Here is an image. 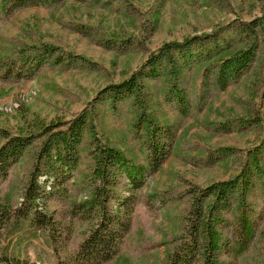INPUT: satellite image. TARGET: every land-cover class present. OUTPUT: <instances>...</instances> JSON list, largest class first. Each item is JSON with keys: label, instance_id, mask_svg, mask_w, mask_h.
Segmentation results:
<instances>
[{"label": "rangeland", "instance_id": "obj_1", "mask_svg": "<svg viewBox=\"0 0 264 264\" xmlns=\"http://www.w3.org/2000/svg\"><path fill=\"white\" fill-rule=\"evenodd\" d=\"M1 1L0 148L15 136L31 142L0 180V201L26 207L24 189L35 176L38 207L64 226L58 251H72L97 224L73 207L101 183L94 170L98 143L105 142L134 170H146L138 187L120 167L110 172L109 206L130 228L106 264H166L190 223L192 189L235 178L248 150L260 149L263 177H253L244 195L254 233L243 254H233L241 211L231 198L218 225L219 259L264 264V0H52L8 8ZM255 19L261 21L251 24ZM185 40L190 47L173 65L178 77L165 60L150 73L152 52ZM245 51L252 57L247 69L225 86L217 83L220 63ZM134 72L142 94H114L109 86ZM82 112L74 166L51 169L39 157L44 141ZM147 119L156 123L153 138ZM213 201L214 195L204 199ZM27 253L36 264H55L44 239Z\"/></svg>", "mask_w": 264, "mask_h": 264}, {"label": "trees", "instance_id": "obj_2", "mask_svg": "<svg viewBox=\"0 0 264 264\" xmlns=\"http://www.w3.org/2000/svg\"><path fill=\"white\" fill-rule=\"evenodd\" d=\"M32 1L46 3L52 0H2L1 2H3V7L8 8L14 4L25 5L29 2L34 4ZM260 21L261 19H255L251 24L256 25ZM248 26L251 29L252 26L250 24ZM189 47L190 43L187 40L178 43L169 42L152 52L146 63L151 66L150 73L155 74L156 65L158 63L161 65L165 60L169 63L167 70L171 72L170 75L178 77L177 69L174 67L178 62L176 55ZM47 50L48 48L44 49L43 57L50 51ZM23 55L29 58L27 54L23 53ZM251 58L249 51H245L240 55L225 59L219 65L217 83L225 86L231 79L239 77L247 69ZM41 59L42 55L37 60ZM18 62L21 65L25 63L21 59H18ZM138 79L137 72H134L129 79L109 87L116 95L125 93L131 95L134 91L142 94V87ZM175 94V99L180 101V94ZM141 108L140 116L145 114L146 107L142 106ZM86 118V114L82 112L70 119L71 124L67 129L55 131L44 141L39 157L46 158V162L51 163V169L56 170L65 164L72 169L74 166L72 161L76 160L74 153L77 150L78 140ZM146 123L147 130L151 134L150 137L153 138L156 123L148 119ZM30 142L28 135L15 136L0 148V180L7 176L9 168L18 162ZM259 147L257 148L259 149ZM157 148L158 146L152 144L149 150L155 153ZM248 151H250V156L245 169L235 178L214 182L213 185L198 189V191L192 189V200L194 201L189 215L190 223L179 244L175 247L176 249L169 255L166 264H236L234 261L228 262L219 259V247L222 239L218 225L223 221L222 210L232 206L231 198L238 201V209L241 211L235 229L233 254H243L247 249L255 225L250 221V214L246 212L247 199L244 198V195L248 191L247 189L253 185V177L261 178L262 175V168L258 164L260 149H249ZM97 156L94 172L96 179L99 178L101 183L94 188L88 200L82 203H73L75 214L87 219L95 216L97 219V224L90 230L88 236L79 242L72 251L62 252V254L58 251L57 244L63 238L64 226L61 227L62 224L57 222L51 214L43 212L38 207L41 189L34 176L24 189L26 207L6 205L0 201V264H36L37 261L27 253V247L38 239H44L52 249L56 257L55 264H106L118 253L122 241L129 231L130 222L126 216L109 206L108 201L111 198L112 190L110 172L120 167L132 180L131 186L138 187L143 183L142 176L146 170L142 166H138L134 170L130 166L129 159L120 149L117 150L102 141L98 143ZM152 162L153 164L157 163L154 158ZM209 195H214V201L211 204H206L204 199Z\"/></svg>", "mask_w": 264, "mask_h": 264}]
</instances>
